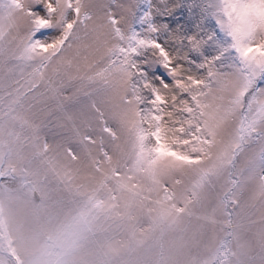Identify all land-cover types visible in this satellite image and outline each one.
<instances>
[{
    "label": "snow or ice",
    "instance_id": "6c2138e0",
    "mask_svg": "<svg viewBox=\"0 0 264 264\" xmlns=\"http://www.w3.org/2000/svg\"><path fill=\"white\" fill-rule=\"evenodd\" d=\"M0 264H264V0H0Z\"/></svg>",
    "mask_w": 264,
    "mask_h": 264
}]
</instances>
